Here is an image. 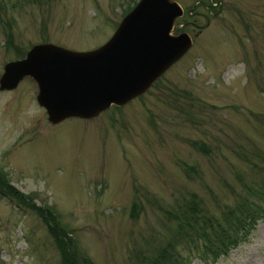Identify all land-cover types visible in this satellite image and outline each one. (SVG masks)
<instances>
[{
  "label": "rangeland",
  "instance_id": "obj_1",
  "mask_svg": "<svg viewBox=\"0 0 264 264\" xmlns=\"http://www.w3.org/2000/svg\"><path fill=\"white\" fill-rule=\"evenodd\" d=\"M136 1H2L0 74L36 43L101 45ZM176 1L189 49L123 105L51 124L30 77L0 91V174L54 214L77 264H143L167 242L179 264H264V220L227 255L204 251L264 186V0ZM193 202L212 225L182 240L171 214ZM0 264H61L41 216L1 195Z\"/></svg>",
  "mask_w": 264,
  "mask_h": 264
},
{
  "label": "water",
  "instance_id": "obj_2",
  "mask_svg": "<svg viewBox=\"0 0 264 264\" xmlns=\"http://www.w3.org/2000/svg\"><path fill=\"white\" fill-rule=\"evenodd\" d=\"M181 14L176 0H138L95 48L32 45L22 58L3 65L0 91L29 76L37 87L35 101L49 123L93 118L143 93L188 50V34L172 33Z\"/></svg>",
  "mask_w": 264,
  "mask_h": 264
},
{
  "label": "trees",
  "instance_id": "obj_3",
  "mask_svg": "<svg viewBox=\"0 0 264 264\" xmlns=\"http://www.w3.org/2000/svg\"><path fill=\"white\" fill-rule=\"evenodd\" d=\"M2 1L6 0H0V9L4 6V2ZM28 1L38 2L40 0ZM9 37L8 35V40ZM252 193L256 194L257 200L245 199L238 202L235 208L230 209V211L227 210L228 215L225 219L227 226L225 228L218 226L215 241L207 239L208 244L204 245V251L209 254L211 259H217L227 255L230 250L237 247L239 243L243 242L248 237L258 221L264 220V186L260 189H252ZM0 195L12 198L16 202H21L37 212L41 216L48 234L55 242L61 264H77L78 260L70 236L66 234L65 230L59 225L58 220L49 209L35 204L27 195L4 180L1 174ZM196 206L197 203L193 202L190 205H186V208L183 209L184 211H182L181 214H171L178 226L176 233L177 235H181L180 238L182 240L187 239L191 241L192 236L190 235L192 233L196 235H205L203 232V225H212L210 220L205 218L202 209ZM183 226L187 228L189 232L183 234L181 231L184 228ZM197 228L200 230L196 232L195 230ZM200 232H202V234H200ZM169 247L170 243L167 242L156 251L154 256L150 258L141 257L140 259L143 260V264H165L166 261H170L171 264H179L180 262L172 258L171 251L166 250Z\"/></svg>",
  "mask_w": 264,
  "mask_h": 264
}]
</instances>
